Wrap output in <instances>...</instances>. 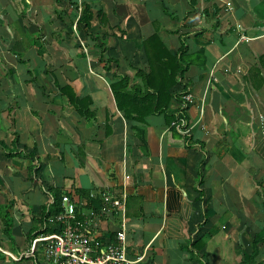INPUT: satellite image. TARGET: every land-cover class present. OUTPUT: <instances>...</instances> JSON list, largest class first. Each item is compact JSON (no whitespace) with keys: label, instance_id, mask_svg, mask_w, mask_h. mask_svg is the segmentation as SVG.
I'll return each mask as SVG.
<instances>
[{"label":"crops","instance_id":"1","mask_svg":"<svg viewBox=\"0 0 264 264\" xmlns=\"http://www.w3.org/2000/svg\"><path fill=\"white\" fill-rule=\"evenodd\" d=\"M166 54V112L125 120L111 84L167 82ZM181 118L188 135H169ZM261 118L264 0H0V264H44L29 251L58 193H125L137 264H264ZM118 225L100 217L98 236Z\"/></svg>","mask_w":264,"mask_h":264},{"label":"built area","instance_id":"2","mask_svg":"<svg viewBox=\"0 0 264 264\" xmlns=\"http://www.w3.org/2000/svg\"><path fill=\"white\" fill-rule=\"evenodd\" d=\"M243 39V38H242ZM181 109L193 104L190 94L180 97ZM264 133V119H260ZM174 128L179 135L187 136L184 119H179ZM78 206L82 209L78 210ZM126 194L100 195V207L86 208L85 204L73 199L70 194L60 196V209L57 214L46 219V223L33 238L29 255L40 250L44 264H137L142 256L130 261L125 237L124 214ZM86 208V209H84ZM100 217L119 218L117 230L111 238L98 236Z\"/></svg>","mask_w":264,"mask_h":264},{"label":"trees","instance_id":"3","mask_svg":"<svg viewBox=\"0 0 264 264\" xmlns=\"http://www.w3.org/2000/svg\"><path fill=\"white\" fill-rule=\"evenodd\" d=\"M90 19V12L85 8L76 24L78 29H80V25L82 26L87 36L91 35L90 30L93 29L90 27ZM165 59L166 62L160 61L158 64L161 68H169L171 63L170 76L167 82L165 81L164 83L157 85L156 81L153 79L156 76L153 69L152 73L142 75V78H140L142 87H133L127 92L129 80L124 77L111 84L110 88L113 92L117 108L123 113L125 120L134 122L135 124H143L145 117L149 115H160L166 112L170 102V97L167 92L171 86L175 84V68L173 66L175 60L168 54H166ZM152 63V60L149 59V68L152 67ZM113 64H116L115 61L106 60L104 70L109 72ZM155 69H158V67H155ZM137 76L141 77L140 72L137 73ZM166 120L170 121L167 123V125H169L173 119L166 118ZM131 130L134 132V135L138 138L142 146L146 147L144 132L142 129L131 127ZM170 134L177 135L174 127L169 129V135ZM60 196V193L53 195V204L49 208L40 211L39 222L42 227L45 225L48 217L59 212ZM99 207V201L89 200L87 203V208L96 210ZM10 227L11 225L9 224L6 228L10 229ZM37 234L38 232L34 234L33 238H35Z\"/></svg>","mask_w":264,"mask_h":264}]
</instances>
